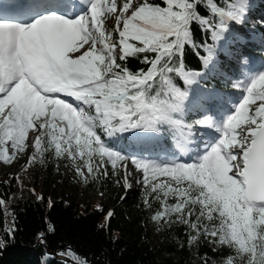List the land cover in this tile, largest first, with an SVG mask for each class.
<instances>
[{"label": "snow or ice", "instance_id": "obj_1", "mask_svg": "<svg viewBox=\"0 0 264 264\" xmlns=\"http://www.w3.org/2000/svg\"><path fill=\"white\" fill-rule=\"evenodd\" d=\"M251 7V0H16L17 18L0 7V162L32 147L29 165L51 152L85 182L107 177L110 166L123 170L125 188L130 164L142 174L145 206L159 205L155 223L183 225L189 248L203 240L225 253L203 264H264V70L233 85L244 95L228 114L208 109L185 119L202 76L187 69L186 50L214 65ZM129 58L146 67L132 70ZM198 127L219 137L193 151ZM135 132L170 134L177 151L165 159L112 147ZM190 152L192 162H181ZM60 255L87 264L71 249Z\"/></svg>", "mask_w": 264, "mask_h": 264}, {"label": "trees", "instance_id": "obj_2", "mask_svg": "<svg viewBox=\"0 0 264 264\" xmlns=\"http://www.w3.org/2000/svg\"><path fill=\"white\" fill-rule=\"evenodd\" d=\"M251 4L244 26L255 27L258 36H233L214 68L205 67L192 49L186 50L187 69L199 71L203 76L192 89L202 87L211 94L213 90L221 93L220 99L210 101L200 97L198 104L186 111L188 122L202 118L201 114L208 109L228 114L243 96L233 85L264 69V0H251ZM194 36L198 41L204 39L195 26ZM128 66L132 70L146 67L133 58H129ZM195 131L203 141L217 136L199 127ZM143 133H125L111 141L112 147L129 156L173 158L177 150L170 134L146 137ZM191 155V152L187 157L181 155L180 161L186 157L184 162H192ZM45 157L49 164L55 159L51 152ZM25 161L26 157L21 155L15 160L20 164ZM129 170L142 180V174L134 166L129 164ZM108 171L107 177L89 176L87 182L83 181L88 191L104 197L105 203L100 206L59 197L51 200L49 192L41 195L20 187L14 179V184L0 180V199L5 202L0 205V239L6 242L0 249V264H72L60 255L67 249L86 259L87 264H203L204 256L219 261L225 254L213 252V245L203 240L198 247L189 248L183 225L161 226L151 219L159 205L153 203L151 209L145 206L142 183L125 188L121 182L123 170L113 174L109 166ZM109 212L113 213L111 218L107 216ZM10 228L14 229L12 236L8 235Z\"/></svg>", "mask_w": 264, "mask_h": 264}, {"label": "rangeland", "instance_id": "obj_3", "mask_svg": "<svg viewBox=\"0 0 264 264\" xmlns=\"http://www.w3.org/2000/svg\"><path fill=\"white\" fill-rule=\"evenodd\" d=\"M233 36H241L253 38L258 36L257 29L255 27L247 28L243 26H236V30ZM214 68V65H209L208 68ZM203 77V76H202ZM200 97H204L206 100L210 101L211 98L220 99L221 93L213 90L211 92H207L205 88L199 87L196 90H193L190 93V106L188 109H193L194 106L198 104L200 101ZM70 99V98H68ZM232 109V107H231ZM204 131H211L212 134H215L213 129L200 128ZM35 133L29 134V139L27 143L29 145L32 144V137ZM194 142L189 145L190 149L193 147L196 150L199 145L200 150H203L202 145L199 143L201 137L195 135L193 138ZM193 146V147H192ZM34 149L32 147H28L27 151H25L21 155L22 157H26V161L24 164H20L18 162H13L11 164H4L0 162V180L6 181L8 183L14 184L13 179L16 181L17 185L22 188L31 189L37 191L39 194H45L49 192L51 200H55L57 197L84 203H90L92 205L100 206L105 203L104 197L94 191H88L83 185L84 179L76 174V170L71 161L68 159H58L55 157L54 161L49 164L46 157H44V163L39 162V157L37 158V162L29 165L28 159L32 154ZM190 154V153H189ZM189 154L185 155L186 157ZM184 160H187V158ZM183 160V162H184ZM24 171L26 173V178L23 181L20 178V173ZM85 174H87L86 169L84 170ZM131 171V170H129ZM132 172V176L129 178V182L131 183V187H138L141 183H137V179H141L139 174L134 171ZM124 172L122 175L121 182L125 187L124 181Z\"/></svg>", "mask_w": 264, "mask_h": 264}, {"label": "bare ground", "instance_id": "obj_4", "mask_svg": "<svg viewBox=\"0 0 264 264\" xmlns=\"http://www.w3.org/2000/svg\"><path fill=\"white\" fill-rule=\"evenodd\" d=\"M32 153H33V151H32ZM20 178L24 181L25 180V178H26V173L24 172V171H22L21 173H20Z\"/></svg>", "mask_w": 264, "mask_h": 264}]
</instances>
